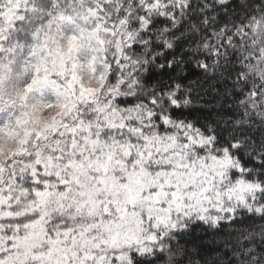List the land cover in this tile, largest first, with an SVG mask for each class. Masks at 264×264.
<instances>
[{"label":"snow or ice","instance_id":"1","mask_svg":"<svg viewBox=\"0 0 264 264\" xmlns=\"http://www.w3.org/2000/svg\"><path fill=\"white\" fill-rule=\"evenodd\" d=\"M0 264H264V0H0Z\"/></svg>","mask_w":264,"mask_h":264},{"label":"clouds","instance_id":"2","mask_svg":"<svg viewBox=\"0 0 264 264\" xmlns=\"http://www.w3.org/2000/svg\"><path fill=\"white\" fill-rule=\"evenodd\" d=\"M55 110H45L44 112L40 113L37 117V122H43L46 121L48 118H50L54 114ZM11 141H5L4 146L7 147L8 144H10Z\"/></svg>","mask_w":264,"mask_h":264},{"label":"rangeland","instance_id":"3","mask_svg":"<svg viewBox=\"0 0 264 264\" xmlns=\"http://www.w3.org/2000/svg\"><path fill=\"white\" fill-rule=\"evenodd\" d=\"M43 98H44L45 100H48V101H51V100L54 99V97L52 96V94L49 93V92L44 93Z\"/></svg>","mask_w":264,"mask_h":264}]
</instances>
